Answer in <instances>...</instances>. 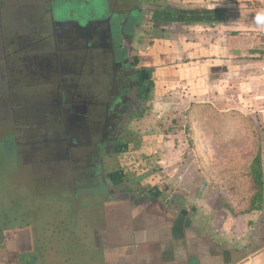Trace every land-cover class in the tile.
Masks as SVG:
<instances>
[{
    "label": "rangeland",
    "instance_id": "1",
    "mask_svg": "<svg viewBox=\"0 0 264 264\" xmlns=\"http://www.w3.org/2000/svg\"><path fill=\"white\" fill-rule=\"evenodd\" d=\"M57 1H66L56 8L61 13H65L63 8L68 9L70 16L83 6L80 0H0V70L3 71L0 73V264L8 262L9 249L14 252L13 264H89L91 259L98 264L99 258L100 264H161L159 255L145 244L155 240L151 233L154 227L165 224L163 222H168L169 217L160 205H142V215L138 213L141 207L137 206L142 199L154 198L157 189L161 192L158 197L163 206L176 214L181 208L188 211L210 243H217L232 253L263 244L264 204L261 212L252 210L255 191L249 177L250 166L258 154L264 166V121L259 109L248 107L241 112L224 103L197 109V101L204 100H199L192 90L178 89L180 95L176 99V94L165 93L164 88L157 85V78H153L157 79L152 81L154 85L148 81L141 84L138 80L137 90L125 89L129 98L115 108L117 119H120L118 114L129 107L134 108V114L123 121L125 130L119 133L121 136L116 142L108 141L109 149L102 156L103 179L108 190L102 188L75 194L67 187L59 186L54 190L47 186L48 180L57 177L52 171L54 164L45 165L48 150L43 151L42 145H32V150L37 151L36 157L29 158L31 149L27 144L30 139L47 135L53 138L56 133H65L62 119L59 123L38 117L48 114L56 91L64 96V80L70 84V78L86 79L88 74L85 70L78 77L60 70L43 83L38 82L37 77L33 81L24 78L18 71L22 67L20 59L24 57L52 59L54 55L67 56L73 52L59 51L53 36L51 12ZM104 1L107 9L112 6L108 0ZM94 5L91 4L88 15L96 12ZM146 10L141 32L136 34L130 49L137 69L142 66L143 53L148 52L154 39L161 34L152 22L154 13L161 8L148 7ZM26 38H33V45L27 47L23 55L22 41ZM97 52L93 49L79 56L92 57L93 75L102 79V74L112 75L111 62L109 58L105 61L108 69L103 72ZM261 57L264 51L254 57L231 61L235 66L242 60H260ZM262 74L264 68L256 69L252 76L257 79L252 82L263 93L264 83H259L264 82ZM104 83L107 85L92 86L93 94L101 97L102 104L90 111L88 119L93 126L105 123V108L113 101L108 85L110 78L104 77ZM193 100L195 103L189 107ZM110 132L108 140L112 138L113 131ZM99 135L100 132H96V137ZM99 166L100 163L96 164V169ZM69 167L70 164L64 163L62 169L67 182L73 174ZM148 178L158 184L141 185L142 180ZM162 184L167 189L162 188ZM119 198L122 201H117ZM124 205L134 216V230L143 226L150 228L145 230L148 231L145 242L139 244V249L117 246V243L122 244V238L125 240L120 226L126 219L121 213ZM102 225L106 226L105 232ZM105 249L108 250L103 251ZM148 259L158 262H148Z\"/></svg>",
    "mask_w": 264,
    "mask_h": 264
},
{
    "label": "flooded vegetation",
    "instance_id": "2",
    "mask_svg": "<svg viewBox=\"0 0 264 264\" xmlns=\"http://www.w3.org/2000/svg\"><path fill=\"white\" fill-rule=\"evenodd\" d=\"M80 1L83 6L80 7L81 9L79 8V11L77 10V13H74V16H70L72 14L68 13V9L63 8L65 13H61L56 8L57 4L59 6L65 4L66 1H57L53 4L51 12L52 27L54 29L53 36L56 38L57 45L59 46L58 50L73 52L67 56L64 54L60 57L54 55L52 60L56 64L58 73L61 70L64 74H74L79 77L80 73L86 70L87 72L85 73L88 74V77L81 80L70 78V84H67V80H64V96L62 93L56 91L50 101L51 105L48 107V114L45 117H38L40 120L46 118L44 121L47 122H58L61 118L65 124V130L62 131H65V133L63 132L62 135L61 133H56L53 138L51 135H47L40 137L41 139H30L27 144L31 149V152L28 154L29 158L36 157L37 151L32 150V145H42L43 151L45 149L48 150L46 152L45 165L50 166L53 163L56 169L54 168L52 171L57 177L48 180L47 186L50 189L54 188V190L59 189V186L67 187L71 191L73 190L75 194H78L79 191L109 189L108 184H105L103 179L104 167L101 164L102 156L109 149L108 141L115 140L114 142H116L117 138L125 130L123 121L134 114L133 107H129L124 112L119 113L120 119H117V114H114L117 111L118 104L129 98L125 93V89L137 90L138 84H142L145 81L152 82L157 78L159 79L156 82L157 85L164 88L165 93L179 92L178 89L186 90L187 80H181V77L183 76L185 65H189L190 62L182 55L174 64L173 60L175 59L173 57L176 53L173 48L197 45L194 33L188 31V28H190L189 24L210 23L213 14H211L212 10H209V8L215 4V0H212L214 1L213 3L210 0H193L195 3L191 4L187 3L188 1L186 0H174L173 3L166 0L163 8L156 11L152 18L154 27L161 30V34L154 39L153 46L148 48V52L143 53L142 66L137 69V61L131 56L130 49L133 48L136 34L141 32L140 27L143 23L142 18H145L144 14H147L146 9L148 7L154 8L158 0H149L148 3H145L144 0H113L114 2L108 0L109 6L112 5L108 9L104 0ZM91 4H95L93 9L96 10V12L92 13L93 17L91 14L88 15ZM144 4L147 6L146 8ZM118 8L121 9L119 12L117 11ZM110 10L112 11L110 12ZM60 13L64 16L60 17ZM222 17L216 16L214 22H221ZM57 24H65L67 26L59 28ZM32 41L33 38H26L22 41L24 45L23 55L26 54L27 47H32ZM93 49L98 50L97 61L101 63L100 68L103 72L108 69L105 61L108 58L110 59L111 67L109 70L112 75L102 74L100 75L102 79L95 78L93 75L94 70H92L93 58L88 55L87 57L79 56V54H84V52L89 54ZM167 56L169 57L168 59H166ZM29 58L31 57L20 59L22 67H20L21 71L19 70L18 73H22L24 78L31 80L32 72L27 63V59ZM167 61L168 63H166ZM155 65H161V67H155ZM2 72L0 70V73ZM15 73H17L16 70ZM176 74H179V79H176ZM104 77L110 78V84L108 85L111 86L113 101L110 106L105 108L103 117L105 123H95L93 126L88 119L90 111H94L96 106H102V104L99 102L101 97L98 98L93 94L92 86H106L107 83H104ZM172 78H175L177 82H171ZM25 82L27 83L26 80ZM42 82L45 83L44 81ZM80 83L83 84L81 85ZM173 86L176 89H172ZM84 90L86 93L83 92ZM56 94L57 96L55 97ZM60 96L62 97L61 108L64 114L62 116H60V112L56 111V113H53L52 110L58 105L56 101ZM64 105H67V107ZM111 106L112 108H110ZM74 120H79L80 122L75 123V125L72 124V126L70 121ZM98 131L100 135L96 137V132ZM110 131H113L112 138L108 140L106 138L110 135ZM66 136H69V138H66ZM91 149L94 151L92 152ZM64 163L70 164L69 169L73 173L71 180L68 182L65 179L66 172L62 171ZM98 163H100V166L96 169V164ZM142 184L144 187H150L153 184H158V182L153 178H148L142 180ZM105 185L106 187H104ZM163 187L167 189L165 188V184H162ZM156 191L158 192L157 195L154 194V196L152 194L154 198L151 200L142 199L141 204L137 205L141 208L142 205L149 203L160 205L169 217L168 222L166 220L163 222L165 224L154 227L152 232L155 237V240L152 241L154 247L156 249H160V246L162 248L165 247L168 250L169 256H171V260L182 264L183 262L186 264H215L217 262L215 258L217 257H213L208 252V248L211 246L222 249L223 247L218 246L217 243H210L211 240L205 237L200 226H196L188 211L181 208L178 210L179 213L176 214L171 212L169 208H165L163 201H160L161 199L158 197L161 192L158 189ZM119 196L122 197V194H119ZM131 198L134 201H138L137 198ZM120 200L122 201V198H119L117 201ZM166 202L169 201L167 200ZM178 207L180 206L178 205ZM147 232L138 230L135 234L137 238L142 237V242L144 243ZM251 249L252 247L250 246L241 250L240 255L246 254ZM106 250L108 249L103 251ZM89 261V264H96L93 259ZM101 262L102 260L99 258L98 264Z\"/></svg>",
    "mask_w": 264,
    "mask_h": 264
},
{
    "label": "crops",
    "instance_id": "3",
    "mask_svg": "<svg viewBox=\"0 0 264 264\" xmlns=\"http://www.w3.org/2000/svg\"><path fill=\"white\" fill-rule=\"evenodd\" d=\"M165 1L158 0L156 6H154L163 8ZM169 1L173 3L174 0ZM186 1L190 4L195 3L193 0ZM233 1L225 2L224 0H215V4L211 6L213 8H209V10H212L211 14H213V19L210 23L189 24L190 28H188V31L194 33V39L197 45L173 48L176 53L173 57L175 59L173 63L177 62L182 55L190 62L189 65H185L181 80H187L185 88L192 90L191 93L197 95L199 100H204L197 101L199 108L195 107L197 104L193 107L204 109L207 107L211 108V106L216 107L218 104L224 103L225 106H232L231 108L241 112L245 111V109L257 108L259 109L260 118L264 121V92H259L256 89V83L252 82L257 79L252 76L256 69L261 71L264 68V57H261L260 60L256 58L242 60L235 66L232 64L233 61H231L236 58L254 57L255 54L264 51V32H261L262 30L257 25L253 7L243 0ZM144 7L146 8L147 6L144 4ZM216 16H225V18H222L221 22H214ZM168 58L167 56L166 59ZM262 75L264 76V74ZM179 78V74H176V79ZM259 79L261 77H258ZM171 80V82H177L175 78ZM259 83L263 84L264 82ZM172 89H176V87L173 86ZM172 94H176V99L180 95L177 91H173ZM193 103L195 101L190 102L189 107H192ZM235 168H238V166L236 165ZM128 202L126 200L125 204H128ZM122 212L126 219L122 220L120 226L122 227V237L124 236L125 240L122 238V244L117 243V246L120 248L124 245L125 248L139 249V242L142 243L143 239L142 237L137 238L135 232L138 230L144 232L150 228L149 226H143L144 228L142 229L134 230V216H132L131 211L127 209L126 205L122 206ZM138 213L142 215V208L141 212L139 211ZM160 225L158 224V226ZM249 225L248 222L247 226ZM102 227V230L105 232L106 226L102 225ZM129 238L131 242H129ZM152 241L146 245H149L154 250L153 252L159 255V263L182 264L171 260V256H169L168 250L165 247L162 248L160 246V249H156ZM211 248L213 249L211 250ZM240 251L238 250V252L232 253V251L225 250V248L219 249L211 246L208 248V252L213 257H217L215 258L217 259L215 264H229L241 256ZM8 252V255L11 256L6 264H13V249H9ZM156 261L155 259H148V262ZM183 264L186 263L183 262ZM237 264H264V249L251 257L239 261Z\"/></svg>",
    "mask_w": 264,
    "mask_h": 264
},
{
    "label": "water",
    "instance_id": "4",
    "mask_svg": "<svg viewBox=\"0 0 264 264\" xmlns=\"http://www.w3.org/2000/svg\"><path fill=\"white\" fill-rule=\"evenodd\" d=\"M57 26L59 28H62V27L67 26V25L57 24ZM27 63H28L29 69L32 72L31 78H30V79H32V81H33L34 77H37L38 82L44 81L46 83L51 79V76L54 73H57L56 64H54L55 62L52 59H50V57L46 58L45 56H41V57L40 56H33V57L27 59ZM56 96H57V94L55 95V97ZM60 98H58L56 101L58 103V105L55 106V109H52V110H53V113H56V111L60 112V116H62V115H64L62 108H61L62 97L60 96ZM69 113H71V112H69ZM79 122H80L79 120L70 121L71 125L72 124L75 125V123H79ZM59 123H62V122L59 121ZM262 249H264V243L259 245V246L252 248L246 254L241 255L239 258H237L236 260H233L229 264H237L239 261H242L248 257H251L252 255H254L255 253L259 252Z\"/></svg>",
    "mask_w": 264,
    "mask_h": 264
},
{
    "label": "trees",
    "instance_id": "5",
    "mask_svg": "<svg viewBox=\"0 0 264 264\" xmlns=\"http://www.w3.org/2000/svg\"><path fill=\"white\" fill-rule=\"evenodd\" d=\"M212 17L213 16H211L210 20L213 19ZM217 20H219V18H217ZM249 177L252 180L253 189L255 191L253 201L251 203V208L253 211H261L264 204V169L262 157L260 154H258L257 157L252 161Z\"/></svg>",
    "mask_w": 264,
    "mask_h": 264
},
{
    "label": "built area",
    "instance_id": "6",
    "mask_svg": "<svg viewBox=\"0 0 264 264\" xmlns=\"http://www.w3.org/2000/svg\"><path fill=\"white\" fill-rule=\"evenodd\" d=\"M250 4L255 12L258 27L264 32V0H243Z\"/></svg>",
    "mask_w": 264,
    "mask_h": 264
}]
</instances>
